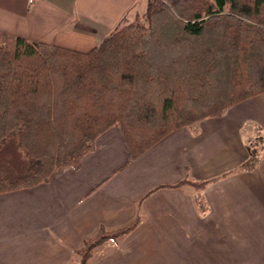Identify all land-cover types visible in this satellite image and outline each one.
I'll return each mask as SVG.
<instances>
[{
    "label": "crops",
    "instance_id": "1",
    "mask_svg": "<svg viewBox=\"0 0 264 264\" xmlns=\"http://www.w3.org/2000/svg\"><path fill=\"white\" fill-rule=\"evenodd\" d=\"M147 2L0 0V32L89 51ZM253 149L255 168L233 171ZM215 177L202 190L170 186ZM139 214L88 264H264V93L173 130L132 161L112 126L78 169L0 193V264H77L75 250L101 224L117 228Z\"/></svg>",
    "mask_w": 264,
    "mask_h": 264
},
{
    "label": "trees",
    "instance_id": "2",
    "mask_svg": "<svg viewBox=\"0 0 264 264\" xmlns=\"http://www.w3.org/2000/svg\"><path fill=\"white\" fill-rule=\"evenodd\" d=\"M260 93L264 0H148L89 51L0 32V193L47 182L63 166L78 169L112 126L132 161L173 130ZM258 160L253 149L233 171ZM218 178L170 186L202 190ZM139 221L101 224L75 250L77 264Z\"/></svg>",
    "mask_w": 264,
    "mask_h": 264
}]
</instances>
